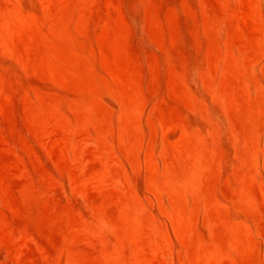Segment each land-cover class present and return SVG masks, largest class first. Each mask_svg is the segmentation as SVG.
<instances>
[{"label": "rangeland", "instance_id": "374dc122", "mask_svg": "<svg viewBox=\"0 0 264 264\" xmlns=\"http://www.w3.org/2000/svg\"><path fill=\"white\" fill-rule=\"evenodd\" d=\"M0 264H264V0H0Z\"/></svg>", "mask_w": 264, "mask_h": 264}]
</instances>
